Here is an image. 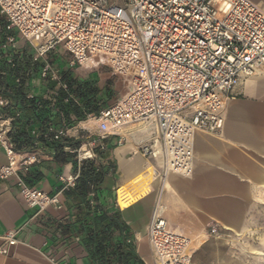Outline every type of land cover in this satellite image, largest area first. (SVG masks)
Here are the masks:
<instances>
[{
  "label": "built area",
  "instance_id": "obj_1",
  "mask_svg": "<svg viewBox=\"0 0 264 264\" xmlns=\"http://www.w3.org/2000/svg\"><path fill=\"white\" fill-rule=\"evenodd\" d=\"M0 14L8 35L3 49L15 48L19 34L33 47L34 61L63 48L71 67L104 64L128 81L125 95L91 120L99 140L118 136L120 145L128 140L127 127L149 132L137 153L157 162L163 179L192 176L195 135L220 134L234 90L264 75V8L251 0H0ZM39 76L59 81L47 62ZM7 105L0 97V108ZM10 130L11 119H0V145L8 157L0 179L15 177L30 209H61L60 196L78 175L60 176L57 194L29 186L25 176L39 163L40 149L18 152ZM68 134L58 129L53 139ZM96 145L67 151L80 163L96 157ZM165 215L158 202L148 230L155 264H192V240L172 230ZM17 234H8L6 243L15 246Z\"/></svg>",
  "mask_w": 264,
  "mask_h": 264
},
{
  "label": "crops",
  "instance_id": "obj_2",
  "mask_svg": "<svg viewBox=\"0 0 264 264\" xmlns=\"http://www.w3.org/2000/svg\"><path fill=\"white\" fill-rule=\"evenodd\" d=\"M251 1L264 8V0ZM25 42L17 40L16 47L24 49ZM29 89L31 96L43 98L51 92L40 76L31 80ZM224 118L220 134L195 135L191 177L169 174L163 179L159 164L137 153L152 137L146 130L127 127L123 145L118 136L105 140L111 149L109 161H104L109 172L100 204L110 213H121L144 264H155L148 230L158 202L166 207L169 227L197 243L211 227L219 229L208 244L209 264H264V75L237 86ZM88 125L80 123L68 137L82 146L101 144L97 124L89 129ZM37 154L39 163L30 170L36 188L59 193L60 176L73 175V164L58 165L51 149ZM7 164L0 145V168ZM62 198L61 194V209L49 207L39 213L27 207L15 177L0 179V264H90L83 238L70 231L79 210L68 209ZM14 232L18 243L10 246L5 239ZM220 247L223 255L217 252ZM199 258L195 255L194 264H200Z\"/></svg>",
  "mask_w": 264,
  "mask_h": 264
},
{
  "label": "trees",
  "instance_id": "obj_3",
  "mask_svg": "<svg viewBox=\"0 0 264 264\" xmlns=\"http://www.w3.org/2000/svg\"><path fill=\"white\" fill-rule=\"evenodd\" d=\"M5 26L0 20V97L8 102L0 108V119H11L8 137L12 144L18 152L51 149L58 165L73 164V175L78 178L62 193V200L68 209L79 210L70 231L83 238L90 264H144L121 213H110L100 204L99 194L109 172L104 161H109L111 148L103 140L94 149L95 158L79 163L77 154L67 149L78 150L80 141L68 136L53 139L58 129H73L113 106L111 82L101 88L93 80L81 81L71 69L48 58L59 81L44 80L51 91L47 98L31 96L30 82L39 76L44 62L34 61V53L27 49H3L8 36ZM35 179L31 171L25 176L31 187H36Z\"/></svg>",
  "mask_w": 264,
  "mask_h": 264
},
{
  "label": "rangeland",
  "instance_id": "obj_4",
  "mask_svg": "<svg viewBox=\"0 0 264 264\" xmlns=\"http://www.w3.org/2000/svg\"><path fill=\"white\" fill-rule=\"evenodd\" d=\"M0 20L1 22L6 23L5 18L0 14ZM16 39L21 40L22 37L19 34H16ZM24 45V49H27L30 52H33L35 54V51L33 47L26 43ZM48 58H51L53 61H57L59 64H63L67 68L71 69L75 76L81 80V81H95L98 86L101 88L104 87V84L107 81H110L112 84V92L114 94V99L111 105H114L125 93L128 89V81L124 78L117 76L113 73L111 68H109L107 65H99V66H73L71 67V56L63 49V48H57L55 51L51 52L47 55L45 60L43 62H47ZM48 63V62H47ZM56 71V69H54ZM86 122L90 123L86 128H93L95 126V122L91 119L87 120ZM91 130V129H90ZM97 136H98V130H97ZM163 189V183L161 184L160 192H162ZM218 234H213L211 231V228L208 230L207 236L200 239V242L197 243L192 239V247H193V260L192 264H194L195 255L200 254V258L198 259V263L200 264H209V251H208V244L210 242V238L217 236ZM199 244V245H198ZM220 252L222 255L224 254L223 247H220V250L217 251Z\"/></svg>",
  "mask_w": 264,
  "mask_h": 264
}]
</instances>
